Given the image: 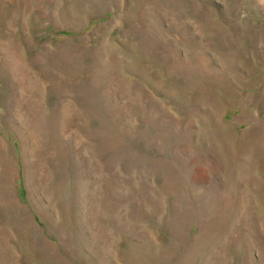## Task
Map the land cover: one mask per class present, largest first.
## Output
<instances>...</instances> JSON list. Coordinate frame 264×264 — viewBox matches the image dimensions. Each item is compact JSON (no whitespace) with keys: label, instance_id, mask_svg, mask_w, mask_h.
I'll use <instances>...</instances> for the list:
<instances>
[{"label":"rangeland","instance_id":"rangeland-1","mask_svg":"<svg viewBox=\"0 0 264 264\" xmlns=\"http://www.w3.org/2000/svg\"><path fill=\"white\" fill-rule=\"evenodd\" d=\"M0 264H264V0H0Z\"/></svg>","mask_w":264,"mask_h":264}]
</instances>
